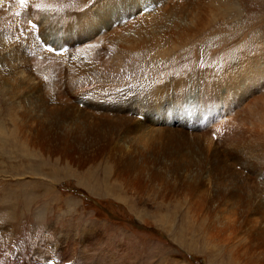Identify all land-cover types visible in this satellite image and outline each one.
<instances>
[{
    "label": "bare ground",
    "instance_id": "bare-ground-1",
    "mask_svg": "<svg viewBox=\"0 0 264 264\" xmlns=\"http://www.w3.org/2000/svg\"><path fill=\"white\" fill-rule=\"evenodd\" d=\"M170 1L174 3L169 7V12L177 10L184 13V18L179 23H174L171 16L169 20H162L163 18L129 20L126 16L127 5L124 0H99L95 6L91 5L92 7L84 10L82 14L70 15L69 12H63L62 17L58 19L59 24L53 25L54 28L59 26L51 32L49 25L43 39L47 40L50 36L56 39L59 33L66 36L78 29L81 22H89L93 25L88 42L90 45L89 49L83 51L89 61L92 60V49L95 47L100 49L99 45L108 39L110 42L120 40L127 47L132 42L140 45L139 42L144 40L143 36L149 38L148 35L151 34L155 38L147 40L152 43L157 39L160 42L164 41L166 47L163 45L162 50H174L189 34L202 29L204 21L210 18L213 10L205 6V9H201V6L196 3L197 0ZM116 6L115 13L119 11L120 15L115 16L116 19L113 20ZM141 11L145 13V9ZM156 11L164 17L158 10ZM166 11V8L162 9V13ZM30 19V14L26 13L29 26ZM81 29L89 32L90 26L85 25ZM31 31L28 27L23 28L21 33L17 30L15 41L7 43L12 49L2 58V61L6 63L4 66L0 64V82L8 81L6 93L16 96L14 102L20 100L21 106L10 107L17 112L21 120L30 113L27 127H30L31 135L28 136L35 140L36 145L56 153L62 144L59 133L71 134L76 130L83 135L82 142L85 145H89L90 141L96 137L103 139L95 144L96 150L93 155H97L98 151L102 153L99 155H103V162L107 161L109 164L106 177L111 182L120 185L126 192L133 191L137 194V198L147 193L155 195L157 200L169 201L166 198L170 197L174 204L175 201L182 205L184 203L183 209L187 219L206 232L211 243L216 241L230 245L226 246L231 254L230 260L236 259L239 264H264V202L252 201L251 203L249 200V196L252 197L251 199L263 198V183L253 182L247 175L249 172H246L250 167H245V163L249 166L252 162L250 160L254 155L255 144L261 142L264 146V132L260 131L261 126L258 127L255 123L259 122L263 125L264 122V55L250 56L249 52L245 51L244 56L237 58L235 56L239 55V51L234 49L232 59L219 63L218 67H212L209 71H201L197 69L198 67H193L181 71L179 75L171 68L175 62L166 61L164 63L167 67L166 73L153 72L151 77L143 75L139 77V80L135 79L132 85L126 86V83L118 85V88H123L120 95H116L119 92L115 89L112 90L115 91V95H112L111 93L102 94L104 90L97 91V87L80 88L82 91L75 94L78 100L76 107V104L73 105L75 101L72 103L66 97L67 90L63 88L65 80L64 76H61L60 66L55 64L59 66L56 68L55 65H51L49 55L46 56L48 52L40 47L36 36L31 38ZM92 31L95 34H92ZM213 43L214 40L209 42L212 45ZM56 61H60L71 81L78 78V73L83 72L81 66L87 67L89 63L82 58H77L73 62L61 59ZM160 62L163 63V60ZM114 63L112 58L106 70L111 68V70L114 68L119 70L121 63L116 64L117 67H114ZM48 76L51 79H48ZM15 77L17 84L12 82ZM110 87H107L105 91H109ZM71 91L74 90L71 89ZM89 91L94 95L87 93ZM211 92L216 93L217 101L210 99ZM236 93L240 99L237 98L235 102L233 98ZM25 98L28 102H23ZM153 100H155L154 106L160 100H167L173 108L171 118L166 111H160L157 107L153 112L145 107L141 109L140 105L143 103L147 105ZM110 101L119 103L118 107L112 109ZM81 102L87 104L94 102L101 107L87 106ZM133 106L135 108L132 110ZM185 106H188V109ZM103 107L109 110H103ZM195 110L199 111L202 119L197 125L201 126L204 123L205 126H209L207 134L201 133V129L192 131L197 125L189 126L183 123L186 114L191 117ZM142 112H144V119L140 117ZM148 113H154L156 116L153 117V114L146 116ZM12 121L19 120L15 118ZM183 128L192 132H184ZM11 131L14 133L13 129ZM0 136H3L1 128ZM55 136L56 141H54ZM13 143L16 145L17 141L13 140ZM62 145L64 147V144ZM22 155L25 160L39 162L36 163V167L31 166V168L29 163L23 164L30 173H40L49 166V164L46 166L45 160L28 151L23 152ZM91 160V156L84 162L78 159L79 164H85ZM250 165L254 166L252 163ZM263 169L264 167L261 171ZM208 184L216 188V196L205 194L208 192L206 188ZM105 187V194L109 193L106 196L127 204L131 212L136 213L135 215L146 225H150L148 217L153 219L157 217L156 222L159 224L166 222L167 215L162 211V205L159 204L160 207L153 215L149 214V209L153 205L141 206V213H139L140 210L131 208L121 193L115 194L117 191L115 189V192L113 191V186L105 185ZM163 193L166 198L162 197ZM145 200L147 201L140 200L142 201L140 203H152L149 198ZM177 207L182 206L177 205ZM225 215L236 216V220L224 226L223 229L205 225L206 216L224 217ZM159 226L163 230L171 228V226L165 228L162 224ZM235 234L236 237H234ZM177 244L185 247V239L183 243Z\"/></svg>",
    "mask_w": 264,
    "mask_h": 264
},
{
    "label": "rangeland",
    "instance_id": "rangeland-1",
    "mask_svg": "<svg viewBox=\"0 0 264 264\" xmlns=\"http://www.w3.org/2000/svg\"><path fill=\"white\" fill-rule=\"evenodd\" d=\"M161 1L163 0H124L127 5L125 7L126 16L129 20H138V18L169 20L171 16L174 23H179L184 18V13L181 11H168L174 2ZM188 1L191 2V0ZM93 3L94 0H25L22 4L21 0H0L1 66L6 63L2 61V58L7 51L12 49L7 43L15 41L17 30L21 33L23 28L28 27L32 30L31 38L36 36L40 47L48 52L46 56L49 55L51 65L60 66L61 76H64L65 80L63 88L68 91H66V97L72 103L75 101L73 105L76 104L77 107L78 100L75 94L82 91L80 88L94 89L97 87V91L104 90L102 94L111 93L113 95L117 91L119 93L116 95H120L123 88H118V85L124 83L126 86L132 85L135 79L139 80V77L143 75L151 77L153 72L166 73L167 67L164 66L166 61L175 62L171 68L179 75L181 71L193 67H198L197 69L201 71H209L212 67H218L219 63L232 59L234 49L239 51V55L235 56L237 58L244 56L245 51H248L250 56L264 55V0H197L196 3L201 6V9L206 7L213 10L210 18L204 21L202 29L189 34L174 50H162L163 45L166 47L164 44L166 42L162 40L163 43L158 39L154 43L147 40L155 38L151 34L148 35L149 38L143 36L144 40L139 42L140 45L132 42L127 47L120 40H113L111 43L108 39L99 45L100 49L97 47L92 49V60L89 61L83 54V51L89 49L90 45L88 42L93 25L89 22H81L78 29L66 36L59 33L56 39L52 36L47 40L43 39L49 25L51 32L59 26L53 27L55 23L59 24L58 19L62 17L63 12H69L70 15L82 14L87 8L90 9ZM219 3L221 6H217ZM116 8L117 6L113 12V20L116 19L115 16L120 15L119 11L115 13ZM163 8L167 9L164 13H162ZM141 9H145V13ZM156 10L164 17L157 14ZM26 13L30 14L32 28L26 21ZM85 25L90 26L89 32L81 29ZM92 34L95 32L92 31ZM212 40H214L213 45L209 44ZM77 58H82L83 61L89 63L87 67L82 65L81 71L83 72L78 73V78L71 81L60 61L56 60L73 62ZM112 58L115 62L114 67L121 63L119 70L115 68L106 70ZM162 60L163 63L160 62ZM58 65H55L56 68H59ZM131 77L133 79L129 80ZM48 79L51 77L48 76ZM4 82H0V128L5 137L0 136V264H239L236 259L230 260L231 254L226 248L230 246L229 244L216 241L211 243L209 235L187 219L183 209L184 203L182 205L175 201L174 204V201L170 197L166 198L164 193L162 197L169 201L157 200L155 195L147 193L137 198V194L135 195L133 191L126 192L120 185L111 182L106 177L108 162H103L104 156L99 155L102 153L98 150L97 155H93L96 150L95 144L103 139L96 137L90 141L89 145H85L82 142L83 135L77 133L76 130L71 134L59 133L64 147L60 144L56 153L51 152V149H42L37 146L35 140L28 136L31 135L30 127H27L30 113L21 120L17 112L12 109L21 106V102L20 100L14 102L16 96L6 93L9 82ZM12 82L13 84L18 83L16 77L12 79ZM107 87L111 89L105 91ZM113 89L115 91H112ZM87 93L94 95L91 91ZM237 93L233 98L235 102L237 98L240 99ZM209 95L211 100L217 101L215 92ZM23 102H28V100L26 101L25 98ZM110 103L112 109L119 105L115 101H110ZM154 103L155 100L147 105L143 103L140 107L141 109L145 107L151 112L157 107L160 111H166L171 118L173 108L167 100H160L155 106ZM81 104L87 103L81 102ZM96 104L92 102L87 106L101 107ZM185 107L188 109V106ZM134 108L135 106L131 109ZM102 109L109 110L104 107ZM152 114L153 117L156 116ZM152 114L148 113L146 116ZM143 115L144 112L140 116L142 119H144ZM15 118L19 121L13 122ZM200 120L202 119L199 111L195 110L191 117L186 114V122L183 121V123L195 126ZM174 121H176L175 118ZM255 123L258 127L261 126L260 131L264 132V122L263 125L259 122ZM201 126L197 125L192 131L201 129V133L207 134L209 126H205L204 123ZM183 130L187 133L192 132L186 128ZM55 138L56 136L54 141H56ZM13 140L17 141L16 145ZM255 146L253 158L250 160L254 166L250 163L248 166L245 163L246 168L252 167L246 172H249L247 175L253 182H262L264 189V169L261 171L264 167V146L261 142L256 143ZM14 147L16 149H13ZM26 150L45 160L46 166L48 164L49 166L40 173H30L23 164L29 163L31 168V166L36 167V163L39 162L38 160H25L22 153L27 152ZM89 156L92 157L91 161L79 164L78 159L84 162ZM103 183L106 186H113V191L114 189L117 191H114L115 194L121 193L129 206L134 210H140L139 213H141V206L153 205L154 207L149 209V214L153 215L162 205V211L167 215L166 222L159 224L156 222L157 217L153 219L150 216L151 218L147 219L150 225H146L141 218L135 215L136 213L131 212L127 204L106 196L109 193L105 194L106 187ZM206 188L208 192L205 194L217 195L215 194L216 188L212 184H208ZM258 189L260 191V187ZM262 196L261 200L251 199L252 197L249 196V200L251 203L252 201L264 202V194ZM147 198L151 199L152 203H140L147 201L145 200ZM177 205L182 207L179 208ZM235 220L236 216L229 215L206 216L205 225L223 229ZM158 224H162L165 228L171 226V228L166 229L168 232ZM239 233L241 237V232ZM183 238L186 242L185 247L177 244L183 243Z\"/></svg>",
    "mask_w": 264,
    "mask_h": 264
},
{
    "label": "snow or ice",
    "instance_id": "snow-or-ice-1",
    "mask_svg": "<svg viewBox=\"0 0 264 264\" xmlns=\"http://www.w3.org/2000/svg\"><path fill=\"white\" fill-rule=\"evenodd\" d=\"M25 2V0H21V3L23 4ZM99 0H94L93 6H95V3H98Z\"/></svg>",
    "mask_w": 264,
    "mask_h": 264
}]
</instances>
